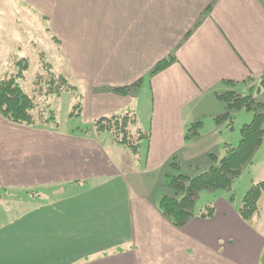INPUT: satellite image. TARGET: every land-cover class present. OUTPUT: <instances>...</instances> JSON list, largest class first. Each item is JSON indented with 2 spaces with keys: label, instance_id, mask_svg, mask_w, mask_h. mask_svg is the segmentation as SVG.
Masks as SVG:
<instances>
[{
  "label": "crops",
  "instance_id": "1",
  "mask_svg": "<svg viewBox=\"0 0 264 264\" xmlns=\"http://www.w3.org/2000/svg\"><path fill=\"white\" fill-rule=\"evenodd\" d=\"M9 1L0 0V35L9 27L1 5ZM19 2L44 22L45 35L58 41L82 101L75 116L79 123L66 132L62 124L32 127L0 117V190L21 191L27 189L23 181L33 183L31 208L16 219L30 215L31 239L54 240L45 244L55 246L50 264H261V214L246 222L231 197L221 195L206 206L214 209L212 217L202 216L203 209L178 228L160 213L158 203L163 194H172L160 187L169 161L191 167L185 176L197 174L186 132L188 119L198 117L199 103L204 102L206 113L214 106L226 113L219 97L223 92L244 93L247 86L260 85L264 0ZM13 18L20 25L19 16ZM163 59L170 64L153 73ZM127 86H133L127 94L113 91ZM255 96L264 104V88ZM127 111L136 115L137 129L149 134L140 145L145 143V161L139 148L138 166L112 155L124 151L110 137L101 139L108 132L82 131L97 118ZM27 139L32 140L29 148L23 145ZM12 163L21 166L9 170ZM133 171L146 180L156 177L159 184L136 192L128 179ZM16 219L0 225V233L20 230ZM111 238L119 242L110 252H99L97 259L86 256ZM0 264H6L1 254Z\"/></svg>",
  "mask_w": 264,
  "mask_h": 264
},
{
  "label": "rangeland",
  "instance_id": "2",
  "mask_svg": "<svg viewBox=\"0 0 264 264\" xmlns=\"http://www.w3.org/2000/svg\"><path fill=\"white\" fill-rule=\"evenodd\" d=\"M1 8H6L7 12L4 10V13H1L5 15L4 18L7 19L9 27L4 29L0 35V78L15 77L23 90L33 99L35 103L33 113L37 115L46 113V116L53 115V119L63 125V127H60V130L65 132L69 131V129L77 126L79 123L77 120L78 117L71 116L70 113L74 114L76 112V108H73L79 103L77 95H79L80 87L78 84L74 83L75 80L72 81L73 77L70 78L67 74L68 71L63 59L61 58L58 41H54V39H50L47 35H45L44 26L46 25H44V22L41 19L39 20L35 15L33 16V13L26 10V7H24V9L19 0H10L7 5H1ZM15 14L18 15V19L21 20V22H18L20 25H14L13 15ZM18 30H20L22 34L21 38L17 37V35H19ZM2 40H4V44ZM59 76L64 77L67 81L73 82L78 90L77 94L66 91L63 88L64 83ZM247 87H249L250 90L244 88V93H241L240 91H226L222 94L231 93L233 96H237L240 101L250 107H255L256 104L262 103L259 101V98L255 96L259 94L261 86L255 85ZM255 91L258 93L256 94ZM232 100L230 103H233ZM222 104L224 107H227L225 100H223ZM203 105L204 102L199 103L197 111L198 117L193 118L192 115L191 118L188 119L190 122L189 127L191 129L186 132L189 133V135L194 131L197 132L196 137L187 140L191 143L189 146L190 151L187 150V154H191L195 158L194 161L199 164L197 167L195 166L197 174L192 175V177L208 170L210 164L213 165L217 161L216 160L214 162L212 156L217 157L218 160L221 159L225 154V151L223 153V148L226 143H231L236 146L241 139L240 130L242 126L247 122H251L255 115L254 110H247L246 108L233 110L230 113L233 115L235 112L236 116L231 127H229V119L224 120L223 122H218L216 119L217 116L225 114L224 111L219 114V109H215L214 106L212 110L213 112L210 111L212 113H206L205 107H202ZM260 113H264V108L260 109ZM215 114L218 115L215 116ZM199 122H202V125L196 126ZM94 134L95 136H98L96 133ZM103 137H110L112 141H114L113 136L109 132L102 134L101 139H103ZM31 142L32 140L27 139L23 145H25V148H29ZM114 143L116 142L114 141ZM144 145L145 143H143V147L140 148L142 161H145L143 159L145 153ZM119 147H122L119 149L124 151V154H120L121 152H112L113 156H120L122 158V160L119 159V162L121 160V162L125 164L127 161L131 160L133 161V165H142V163H138L136 160L138 158L137 154H133L131 151L126 150L122 145ZM224 150H226V148ZM257 151L253 157V163L246 165L243 168L240 176L235 180L230 190H217L218 192H209V190L200 191L199 197L195 203L194 212H200L201 210L206 209L207 205L215 202V200L221 195H227V197L231 198L233 197V200L231 201L235 202V206L237 208L241 207L244 195L251 185L254 182H259L258 180L264 179V139L262 145L257 149ZM11 158H14V155H11ZM183 158H186L184 154ZM176 162L179 163V166H181V170L179 169L180 167L178 169L173 167L172 164ZM14 164H16L15 169L21 166L19 165L20 163ZM14 164H11L9 170L13 168ZM191 169V167L186 166V163H182L180 165V162L176 159L169 161V164L164 171L160 187L167 190L164 186V180L167 172H171L175 175H184ZM141 172H144V170H141ZM141 172L136 171L133 174H130L128 178L131 183V187H133L136 192L143 193L147 190V188H152L153 185L159 184L156 177H153L152 180H149V178L146 180ZM15 177H17V175ZM22 181L23 180H21V182ZM12 183L13 180H11V182H7L9 185H12ZM22 183V186L27 187V189L15 192H11L8 189L0 190V225L4 223L12 225L14 223L13 221L17 217L27 214L30 210V194L34 195L35 192L34 188H30L33 183L29 184L24 181ZM99 183V181L90 182V184L93 185H98ZM263 197L264 196H262L261 199ZM56 201L57 199H55V202ZM260 211L261 217L264 219V198L262 204L260 205ZM31 219L30 215H27L22 219H16L18 222L16 225H20V230L15 227L7 229L4 233H0L2 234L0 238L4 239L1 246L2 249H0L2 253L0 254L5 256L6 264L51 263L54 257L52 251L55 250V246H48L45 244H54V240L50 239L47 243H45V240H41L39 237L37 240L31 239L35 235V231L31 229ZM89 220L88 222L90 223ZM91 223L93 222L91 221ZM262 223L264 225V222ZM38 234L42 235V231L38 230ZM118 242V238L109 239V244L102 241L100 243V247L93 249L97 250L95 253H86V256H90L91 259H97V257L100 256L99 252H110L111 249L109 248H113L114 245L118 244Z\"/></svg>",
  "mask_w": 264,
  "mask_h": 264
},
{
  "label": "trees",
  "instance_id": "3",
  "mask_svg": "<svg viewBox=\"0 0 264 264\" xmlns=\"http://www.w3.org/2000/svg\"><path fill=\"white\" fill-rule=\"evenodd\" d=\"M169 64L170 60H161L156 65L153 73L163 70ZM59 77L62 79L64 83L63 88L66 91L77 94L78 90L73 82L67 81L62 76ZM133 86L121 87L113 89V91L127 94L132 90ZM260 86L264 88V74L260 78ZM77 97L79 98V95ZM219 97L226 101L229 111L227 110L225 114L217 117V121L223 122L229 119L228 126L231 127L234 116L230 112L240 108L254 110L255 115L251 122L242 126L240 130L241 139L236 146L227 144L225 154L219 160L217 157L212 156L214 162L217 161L208 170L194 177H188L183 174L175 175L171 172L166 174L164 185L172 194H163L159 200L158 207L160 213L178 228L184 227L192 219L199 192L202 190H230L235 180L240 176L243 168L253 163L255 152L263 143L264 113H260V109L264 108L263 103L250 107L231 93L221 94ZM231 100L233 103H230ZM78 102L73 108H76V112L74 114L70 113L71 116H78L80 114L82 108L80 98ZM34 109L35 103L33 99L23 90L15 77L0 78V117L2 119L13 124L32 127H45L53 123V125L59 124L53 119V115L46 116V113L37 115L33 113ZM136 122V115L132 111H127L121 114L97 118L90 127L83 128L82 131L85 134L109 132L116 143L125 146L132 153L138 154L141 143L149 139V134L139 128L137 129ZM198 125H201V122L197 123L196 126ZM196 135V131L190 135L187 133L186 139L196 137ZM172 165L174 168H179V163L177 162ZM262 196H264V180L254 182L244 195L239 209V215L244 221L251 222L260 216V199ZM231 200H233V197ZM206 210H203L202 216L212 217L214 209L209 206L206 207ZM261 264H264V247L261 255Z\"/></svg>",
  "mask_w": 264,
  "mask_h": 264
}]
</instances>
